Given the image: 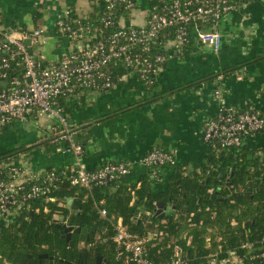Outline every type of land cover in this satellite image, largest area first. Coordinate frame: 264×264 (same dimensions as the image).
I'll list each match as a JSON object with an SVG mask.
<instances>
[{"label": "built area", "instance_id": "1", "mask_svg": "<svg viewBox=\"0 0 264 264\" xmlns=\"http://www.w3.org/2000/svg\"><path fill=\"white\" fill-rule=\"evenodd\" d=\"M100 23L85 24L70 13L56 22L60 37L69 42V51L60 60L45 63L32 47L48 45L45 30L3 32L0 29V133L14 124L57 118L67 128V117L60 100L70 101L86 92L103 93L114 89L113 68L123 66L147 88L157 86L169 61L183 57L192 45L206 47L218 54L223 49L222 29L226 19L246 5L261 0H147L143 25L135 24L131 14L141 0H95ZM130 15L126 18V15ZM104 35L98 38L96 34ZM30 41V46L25 44ZM218 110L204 126V140L212 148L239 150L247 139L264 133V114L254 106L243 110L227 108L219 89L215 91ZM56 141L67 143L68 154L75 158V169L67 176L73 187L92 192L131 175V165L107 163L89 171L84 150L70 130L55 131ZM264 163V153L261 155ZM141 165L159 170L175 167L174 153L157 149L147 154ZM64 176L65 174H61ZM59 173L32 172L15 157L0 160V224L9 228L22 214L38 212L33 203L55 202ZM103 218L106 211H101ZM28 220V218H26ZM114 242L133 264H154L146 244L152 236L138 238L130 234L121 220L113 224ZM156 233V232H154ZM99 238L96 239L98 241ZM105 240L102 241L104 243ZM222 242V239H218ZM211 245V240H208ZM91 246V245H90ZM207 264H264V237L259 243L243 242L237 249L218 250L208 255ZM169 264H191L181 246L174 247Z\"/></svg>", "mask_w": 264, "mask_h": 264}, {"label": "crops", "instance_id": "2", "mask_svg": "<svg viewBox=\"0 0 264 264\" xmlns=\"http://www.w3.org/2000/svg\"><path fill=\"white\" fill-rule=\"evenodd\" d=\"M146 2L141 0L140 8L131 14L135 24L145 23ZM95 9V0H0V29L9 33L42 28L48 45L32 47V52L39 58L43 56L45 63H53L70 49L69 42L58 34L56 22L67 13L89 18ZM222 33L220 53L192 45L183 57L174 56L169 61L152 90L135 77H128L108 92H86L66 101L67 128L57 118L11 125L0 133V160L12 156L37 174L51 170L68 174L76 167L75 158L65 151L63 142L56 141L54 133L70 130L79 135L89 171L107 163L124 162L131 165V182L150 173L153 187L161 190L173 167L149 171L141 160L163 149L174 153L177 165L189 171L205 163L213 148L205 142L203 131L207 120L217 114V89L227 108L243 110L254 106L264 114V0L231 14ZM232 67L236 71L226 76L224 71ZM245 145L261 158L264 133L247 139ZM18 149L19 153L11 154ZM223 172L226 173L222 171L219 178ZM110 191L115 192V188ZM171 211L174 210L165 212ZM154 232L155 229L148 230L146 236ZM84 247L80 242V248ZM207 248H211L209 243Z\"/></svg>", "mask_w": 264, "mask_h": 264}, {"label": "trees", "instance_id": "3", "mask_svg": "<svg viewBox=\"0 0 264 264\" xmlns=\"http://www.w3.org/2000/svg\"><path fill=\"white\" fill-rule=\"evenodd\" d=\"M129 16L127 14L126 18ZM70 17L80 18L92 26L100 23L97 9L89 18L78 17L74 13ZM95 36L104 37L99 33ZM248 62L251 60L235 67ZM235 67L224 71L225 75H232ZM113 71L116 85L121 83L120 78L129 74L121 65L115 66ZM65 102L60 100L66 116ZM218 149L213 148L206 162L196 165L194 171L180 165L173 167L172 175L164 180L161 190L153 187L150 173L138 182L133 183L127 177L88 192L73 187L67 178L69 173L62 176L58 172V188L52 194L55 202L48 203L45 210L43 201L37 200L33 207L40 208L38 212L22 214L9 228L0 224V264H27L30 256L38 260L44 254L53 257L55 264L76 263L84 250H88V264H97L98 256L106 260V264H133L114 242L113 224L118 220L138 238L145 237L148 230H156L146 244L148 257L154 264H169L174 259L176 245L184 249L191 264H207L208 255L219 246L224 250H234L246 241L259 243L264 237V163L246 145L239 150H222L220 153ZM19 152L20 149L11 154ZM222 171H226L236 189L257 185L254 199L250 195L238 194L230 199L228 188L219 190ZM111 188H115V192L112 193ZM69 198L75 199L79 207L74 214L66 208ZM159 202L177 208L163 218H152L151 222L137 219V209H146V212L154 214L156 208L152 203ZM101 211L107 212L106 218L101 216ZM60 221L75 228H95L99 240L91 235L90 242L80 248L79 235L70 242L62 239L57 227ZM219 238L222 239L220 243ZM208 239L212 242L210 249L207 248Z\"/></svg>", "mask_w": 264, "mask_h": 264}, {"label": "water", "instance_id": "4", "mask_svg": "<svg viewBox=\"0 0 264 264\" xmlns=\"http://www.w3.org/2000/svg\"><path fill=\"white\" fill-rule=\"evenodd\" d=\"M25 44L27 46H30V41H25ZM73 139H74L76 144H79V135L78 134H74ZM222 174H224V172ZM254 192H255V190H254ZM152 204L156 208L154 211V214H147L146 209H140V210L137 209V213H136L137 219L151 222L152 218H154V217H161V218L165 217L167 215V213L165 212L167 209H169V210L172 209L175 211L177 208L176 206H174L173 208L169 207L164 202H159L156 204L152 203ZM66 208L74 214L78 210L79 207L77 206V202L75 201V199L69 198L67 200ZM134 208L135 209L137 208L136 204L134 205ZM57 227L59 229H61L63 231V233L68 234L69 239H71L75 234L80 235V242L83 244L90 242L91 235H95L97 233V229L90 228V227L82 229V228H75L74 226H67L65 224H59V223H58ZM83 256L85 258H87L88 250L83 251ZM44 262L46 264H54V258L50 257L48 254L41 255L38 260L33 259L30 256L29 262L27 264H44ZM61 262H64V261L61 260ZM103 262L106 263V260H103L102 257L98 256L97 257V264H102ZM4 264H7V263H4ZM66 264H71V263L66 262Z\"/></svg>", "mask_w": 264, "mask_h": 264}, {"label": "flooded vegetation", "instance_id": "5", "mask_svg": "<svg viewBox=\"0 0 264 264\" xmlns=\"http://www.w3.org/2000/svg\"><path fill=\"white\" fill-rule=\"evenodd\" d=\"M219 181H220L219 190L226 191V189L228 188L231 192L229 195L230 199L234 198V194H238L240 196H245V197L250 195L251 199H254V196L256 193V191L254 192V190L257 187V185L251 186V188L236 189L233 186V183L231 182V178L228 176V174H224L222 177H220ZM59 224H65L67 226H71L68 222H61L60 221ZM59 230H60L62 239H66L68 242H70L74 238V236L77 235V234H75L71 239H69L68 234L63 233V231L61 229H59ZM79 239H80V235H79ZM88 257L89 256H87V258H85L82 254L76 263H71V264H88L89 263ZM55 262L56 261L54 259V264H55ZM44 264H46V263L44 262ZM102 264H106V263L103 262Z\"/></svg>", "mask_w": 264, "mask_h": 264}, {"label": "rangeland", "instance_id": "6", "mask_svg": "<svg viewBox=\"0 0 264 264\" xmlns=\"http://www.w3.org/2000/svg\"><path fill=\"white\" fill-rule=\"evenodd\" d=\"M96 239L99 238L97 235H95Z\"/></svg>", "mask_w": 264, "mask_h": 264}]
</instances>
